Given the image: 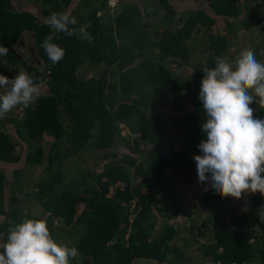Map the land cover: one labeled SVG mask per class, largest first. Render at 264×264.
Instances as JSON below:
<instances>
[{
    "label": "trees",
    "instance_id": "1",
    "mask_svg": "<svg viewBox=\"0 0 264 264\" xmlns=\"http://www.w3.org/2000/svg\"><path fill=\"white\" fill-rule=\"evenodd\" d=\"M32 1L37 10L0 0L9 49L0 74L23 70L45 85L0 119V242L10 225L36 218L78 249L71 264H264V196L222 197L210 180L191 186L207 139L203 69L237 57L230 46L242 28L260 29L252 50L264 62V0ZM52 12L93 37L58 34L66 54L55 65L41 47ZM83 63L94 73L78 74Z\"/></svg>",
    "mask_w": 264,
    "mask_h": 264
},
{
    "label": "clouds",
    "instance_id": "2",
    "mask_svg": "<svg viewBox=\"0 0 264 264\" xmlns=\"http://www.w3.org/2000/svg\"><path fill=\"white\" fill-rule=\"evenodd\" d=\"M108 8L111 7L106 0ZM99 13V11L97 12ZM53 31L42 41L48 59L59 63L66 50L53 40L58 34L92 42L84 26L74 27L77 19L67 12H52L47 19ZM9 49L0 45V57ZM199 99L205 119L201 130L207 139L198 145L202 155H195L198 182L211 181L222 197L241 199L259 192L264 196V119L254 117L251 105L264 108V62L250 48L235 59L215 57V66L204 68ZM0 119L18 106L27 108L42 94L40 84L21 70L14 78L0 74ZM210 174V176L208 175ZM264 222V206L258 210ZM3 234H0L2 236ZM0 264H71L79 251L75 246L58 243L45 219L23 218L9 226L0 242Z\"/></svg>",
    "mask_w": 264,
    "mask_h": 264
},
{
    "label": "rangeland",
    "instance_id": "3",
    "mask_svg": "<svg viewBox=\"0 0 264 264\" xmlns=\"http://www.w3.org/2000/svg\"><path fill=\"white\" fill-rule=\"evenodd\" d=\"M13 1H14V5L16 7H18L19 9L27 8L30 10H37L36 5L33 3L32 0H13ZM258 30H260L258 27L240 29L239 36L233 40V42L230 46L231 50L234 49L239 53L244 48L253 49V47L255 46L253 40H255V41L256 40H262V38H260L258 36H253V34H255V32ZM261 31H262V36L264 37V28H262ZM28 54H29L28 59L32 60L36 56V51L30 50V52L28 51ZM2 57H4V56H2ZM257 59L260 60L258 57H257ZM86 65H87L86 63L81 64L77 68V73L78 74H86V73L87 74L88 73L93 74L94 72L91 71L90 69L86 68ZM193 68L194 67L192 65H187V66L183 67V70L185 72H188V71H191ZM40 87H41V89L44 88L45 87L44 83H40ZM4 91H6V89L0 90V92H4ZM39 170H40V167H36L33 169L32 172H28L26 174V176L31 180V182L29 183L30 188L33 187V182H34V180L37 179V177L39 175ZM199 185H201V183L198 182V176H196V178H195L194 182L191 184V186H193V188H197ZM241 200H247V194L243 195Z\"/></svg>",
    "mask_w": 264,
    "mask_h": 264
},
{
    "label": "built area",
    "instance_id": "4",
    "mask_svg": "<svg viewBox=\"0 0 264 264\" xmlns=\"http://www.w3.org/2000/svg\"><path fill=\"white\" fill-rule=\"evenodd\" d=\"M118 0H107V3L111 6L114 7L116 5Z\"/></svg>",
    "mask_w": 264,
    "mask_h": 264
}]
</instances>
